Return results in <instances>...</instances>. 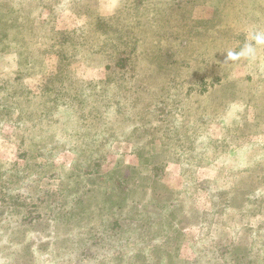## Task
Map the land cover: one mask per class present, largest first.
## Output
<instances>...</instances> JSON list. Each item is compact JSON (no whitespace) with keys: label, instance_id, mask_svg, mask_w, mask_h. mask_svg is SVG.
<instances>
[{"label":"rangeland","instance_id":"1","mask_svg":"<svg viewBox=\"0 0 264 264\" xmlns=\"http://www.w3.org/2000/svg\"><path fill=\"white\" fill-rule=\"evenodd\" d=\"M18 208L33 221L0 228V264H156L163 217L165 264L202 240L258 264L264 0H0V221ZM106 217L137 224L129 243L64 251Z\"/></svg>","mask_w":264,"mask_h":264},{"label":"trees","instance_id":"2","mask_svg":"<svg viewBox=\"0 0 264 264\" xmlns=\"http://www.w3.org/2000/svg\"><path fill=\"white\" fill-rule=\"evenodd\" d=\"M87 193V190H83V194ZM72 202L73 204L68 205L70 203H67V206L64 207L61 205L59 209L64 212H58V219L63 220V222L65 223H67L71 219L73 220V218H75L77 215L87 213L86 210L88 205L91 207V209L94 208L93 206H91V203H88L87 206L82 205L83 200L81 198L77 200L74 199ZM163 207L165 209L164 211H166V206L163 205ZM168 213H174V210L173 212L168 210ZM11 214L18 217V225L15 226V222L12 221V219L4 217L5 220L3 218L0 221V228H4L5 230L10 229L12 231L15 228L22 227L28 222L30 223L31 221H33V218L26 214L25 208H18L16 210L12 209ZM29 218H31L30 221H28ZM106 218L108 220L101 218L98 221L100 225H92L89 227V229L86 231V233L89 232V237L86 236V234L82 233L76 240L72 241V238H65L63 234L57 236L61 240L64 251L68 250L71 252V254L85 253V255H87L88 257L92 256L93 258H97L101 254H108V252L116 245H122L126 242L129 243L131 232L130 230H132V232H135L138 229V226H136L137 224H124L120 218H115L109 222V218ZM156 224L157 227L155 228V237H157L158 239L164 237V239L160 241L162 242V245L160 244V247L163 246L161 250L159 247L156 250L153 249V251H151L152 255L154 256L153 262H156V264H165L169 256L167 243L172 238L173 233L174 235L178 236V233L176 232H178L179 229L174 223H172V221L170 222L167 217H163V219L159 220V222L157 221ZM65 228L69 229L68 227ZM140 228H142L141 225ZM177 239H179V236ZM200 242L202 243H200L198 246L195 245V258L194 260L189 262V264H254V261H250L249 256L241 254L238 247L234 246V244L232 243L216 240H208L205 242H203L202 240ZM206 242L210 243L205 244ZM70 244L72 246V249L69 248ZM99 247L103 248L99 249ZM53 258H55V256H53ZM132 259L133 257H130V261L128 262V264H135L141 260L146 262L149 259V255H147V253H140L135 255L134 260ZM255 261L258 262V264L264 263V250L259 252Z\"/></svg>","mask_w":264,"mask_h":264}]
</instances>
